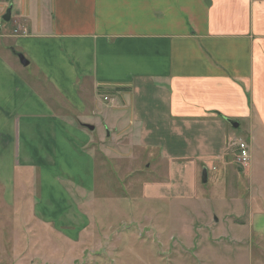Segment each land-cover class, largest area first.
<instances>
[{
	"label": "crops",
	"instance_id": "crops-1",
	"mask_svg": "<svg viewBox=\"0 0 264 264\" xmlns=\"http://www.w3.org/2000/svg\"><path fill=\"white\" fill-rule=\"evenodd\" d=\"M8 1L29 27L0 43L29 66L0 52V172L37 187L40 223L90 228L78 196L94 195V146L113 128L140 147L180 141L210 165L244 124L264 211V0ZM251 227L264 238V215Z\"/></svg>",
	"mask_w": 264,
	"mask_h": 264
},
{
	"label": "rangeland",
	"instance_id": "rangeland-1",
	"mask_svg": "<svg viewBox=\"0 0 264 264\" xmlns=\"http://www.w3.org/2000/svg\"><path fill=\"white\" fill-rule=\"evenodd\" d=\"M7 2L0 0V35L26 31L29 26L16 18L18 5ZM8 9L11 19L5 21ZM12 45L4 40L0 52L16 61ZM16 65L24 69L18 60ZM111 132L106 142L99 139L104 146H94V195L78 196L92 218L80 237L40 223L37 187L0 172V264H264V238L251 233V222L264 211L252 202L251 133L244 124L210 165L199 159L198 148H182L180 141L170 145L160 138L166 144L140 147L135 132ZM256 138L261 145L262 132ZM241 142L250 156L245 166L238 162Z\"/></svg>",
	"mask_w": 264,
	"mask_h": 264
},
{
	"label": "water",
	"instance_id": "water-1",
	"mask_svg": "<svg viewBox=\"0 0 264 264\" xmlns=\"http://www.w3.org/2000/svg\"><path fill=\"white\" fill-rule=\"evenodd\" d=\"M3 19H4L5 21H10V19H11V9H8V10H7V13H6L5 16H3ZM11 52H12V54H13L14 56H16V57L19 59L21 65H22L23 67H27V66H29V61L26 59V57L24 56L23 53H21L20 51L15 50L14 48H11ZM232 125L235 126V127L238 126L237 123H232ZM87 127H88L90 130H93V129H94V127H93V126H90V125L87 126ZM207 174H208V173H207V169L204 168V170H203V172H202V182H203V183H207V181H208Z\"/></svg>",
	"mask_w": 264,
	"mask_h": 264
},
{
	"label": "built area",
	"instance_id": "built-area-1",
	"mask_svg": "<svg viewBox=\"0 0 264 264\" xmlns=\"http://www.w3.org/2000/svg\"><path fill=\"white\" fill-rule=\"evenodd\" d=\"M239 153H238V162L240 165H247L250 159L248 146L241 142L238 144Z\"/></svg>",
	"mask_w": 264,
	"mask_h": 264
}]
</instances>
